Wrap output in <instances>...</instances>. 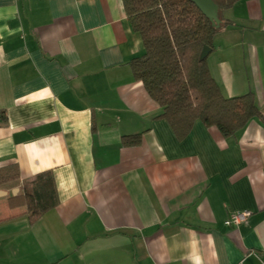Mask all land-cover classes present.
Wrapping results in <instances>:
<instances>
[{
    "label": "crops",
    "instance_id": "crops-1",
    "mask_svg": "<svg viewBox=\"0 0 264 264\" xmlns=\"http://www.w3.org/2000/svg\"><path fill=\"white\" fill-rule=\"evenodd\" d=\"M222 21L207 66L259 114L179 136L133 75L123 0H0V170H18L0 181V264H264V0ZM46 171L58 201L32 222L7 198Z\"/></svg>",
    "mask_w": 264,
    "mask_h": 264
},
{
    "label": "trees",
    "instance_id": "trees-1",
    "mask_svg": "<svg viewBox=\"0 0 264 264\" xmlns=\"http://www.w3.org/2000/svg\"><path fill=\"white\" fill-rule=\"evenodd\" d=\"M223 11L238 0H214ZM127 19L142 41L143 53L130 60L135 79L162 108L179 136L195 120L215 126L223 136H233L259 114L251 92L225 97L211 75L207 57L200 59L204 45L213 49V38L222 27H214L191 0H123ZM1 118L4 113L1 112ZM139 134L123 136L122 142H139ZM18 176L17 166L0 170V181ZM12 207L25 206L34 221L57 204L50 171L22 182L21 190L8 198Z\"/></svg>",
    "mask_w": 264,
    "mask_h": 264
},
{
    "label": "water",
    "instance_id": "water-1",
    "mask_svg": "<svg viewBox=\"0 0 264 264\" xmlns=\"http://www.w3.org/2000/svg\"><path fill=\"white\" fill-rule=\"evenodd\" d=\"M197 8L208 18L211 25L214 27H220L222 20L220 16V11L218 5L214 0H191ZM211 48L208 45H204L200 52V59H204L209 54ZM18 189L14 188L11 191L12 195L16 194ZM5 190L0 189V196L6 195ZM242 264H262L260 258L255 253L248 254L242 261Z\"/></svg>",
    "mask_w": 264,
    "mask_h": 264
},
{
    "label": "built area",
    "instance_id": "built-area-1",
    "mask_svg": "<svg viewBox=\"0 0 264 264\" xmlns=\"http://www.w3.org/2000/svg\"><path fill=\"white\" fill-rule=\"evenodd\" d=\"M250 210L234 211L231 212L228 217L225 219L224 223L228 226L238 225L242 222H245L247 218L251 215Z\"/></svg>",
    "mask_w": 264,
    "mask_h": 264
}]
</instances>
